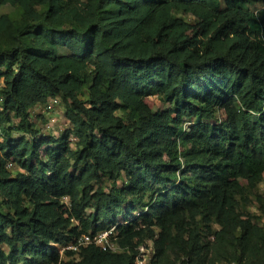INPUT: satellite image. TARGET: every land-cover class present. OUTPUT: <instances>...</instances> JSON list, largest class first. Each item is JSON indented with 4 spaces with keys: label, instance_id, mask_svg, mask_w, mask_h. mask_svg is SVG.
Wrapping results in <instances>:
<instances>
[{
    "label": "trees",
    "instance_id": "16d2710c",
    "mask_svg": "<svg viewBox=\"0 0 264 264\" xmlns=\"http://www.w3.org/2000/svg\"><path fill=\"white\" fill-rule=\"evenodd\" d=\"M244 3L0 0V34L22 10L0 48V264H135L146 240L151 264H264L237 200L264 177V8ZM55 97L57 138L31 115ZM111 227L130 252L62 257Z\"/></svg>",
    "mask_w": 264,
    "mask_h": 264
},
{
    "label": "rangeland",
    "instance_id": "374dc122",
    "mask_svg": "<svg viewBox=\"0 0 264 264\" xmlns=\"http://www.w3.org/2000/svg\"><path fill=\"white\" fill-rule=\"evenodd\" d=\"M245 7L250 9L253 12H258L259 10L264 8V0H244ZM43 8H39L38 10L42 11ZM2 12L7 14L12 22L13 25L7 28V30L0 34V48H5L12 43H15V37L13 34V27L15 23H18L22 19V10L17 8L16 10L7 6L5 7ZM178 16H183L187 21L193 23L194 18L189 15H183L181 13H177ZM63 50L60 49V53L62 54ZM88 91L85 89L84 93L81 95V98L86 100L88 95ZM156 100V109L164 108V104L159 98H155ZM35 110H32L34 113ZM40 110H37L32 116V121L35 124L37 130H40L42 134H47L54 137H60L66 130H70L72 125L67 120L66 116V105L60 100V107L58 109V115L60 122L55 126L53 129L48 128L50 125V118L51 115H45L42 113L38 114ZM37 114V115H36ZM21 133L17 130H13L11 133V138H18L20 137ZM6 140L5 129L1 127L0 130V143ZM149 198H145L148 200ZM238 200V209L244 213L252 214L256 217L259 224L264 226V212L261 210V206L264 203V177L261 182L257 184V186L252 189L248 190L245 197L242 198L241 196H237ZM215 228L216 225L214 226Z\"/></svg>",
    "mask_w": 264,
    "mask_h": 264
},
{
    "label": "built area",
    "instance_id": "2783aa9c",
    "mask_svg": "<svg viewBox=\"0 0 264 264\" xmlns=\"http://www.w3.org/2000/svg\"><path fill=\"white\" fill-rule=\"evenodd\" d=\"M60 100V97H55L42 105L35 106L33 109H31V115L34 116L33 114L37 110H40L38 114L42 115L43 113L45 115H51V118L49 120L51 124L48 125V128L53 129L60 122L58 115ZM2 103L3 97L0 96V105ZM32 110H35L34 113L32 112ZM44 135L47 134L45 133ZM7 169L12 171L14 169L13 163H8ZM62 202L65 203L67 206H70V199L68 197H63ZM115 229V227H111L95 234H83L79 238H76L73 242H70L66 246L61 247L60 252L62 257L65 260L72 259L73 257H75V259H78V254L82 251V249L90 245H94L103 251H110L116 254L130 252L129 247L121 246L117 242L118 237ZM135 250V264H151L155 256V247L154 242L152 240H146L145 242L138 244ZM67 251L74 252V255L70 256L66 254Z\"/></svg>",
    "mask_w": 264,
    "mask_h": 264
}]
</instances>
